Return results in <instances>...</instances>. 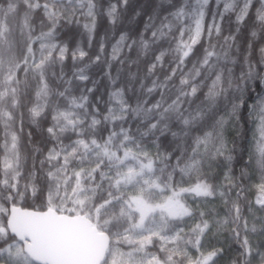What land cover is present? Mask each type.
Listing matches in <instances>:
<instances>
[{
  "label": "snow or ice",
  "instance_id": "obj_1",
  "mask_svg": "<svg viewBox=\"0 0 264 264\" xmlns=\"http://www.w3.org/2000/svg\"><path fill=\"white\" fill-rule=\"evenodd\" d=\"M21 217L84 264H264V0H0V264H49Z\"/></svg>",
  "mask_w": 264,
  "mask_h": 264
},
{
  "label": "water",
  "instance_id": "obj_2",
  "mask_svg": "<svg viewBox=\"0 0 264 264\" xmlns=\"http://www.w3.org/2000/svg\"><path fill=\"white\" fill-rule=\"evenodd\" d=\"M19 220L39 234V258L49 264H84L91 258L93 245L76 225H52L29 217Z\"/></svg>",
  "mask_w": 264,
  "mask_h": 264
},
{
  "label": "trees",
  "instance_id": "obj_3",
  "mask_svg": "<svg viewBox=\"0 0 264 264\" xmlns=\"http://www.w3.org/2000/svg\"><path fill=\"white\" fill-rule=\"evenodd\" d=\"M136 5L133 4V7H135ZM122 20H121V26H127L128 28H131L133 25L129 24L128 21L130 19L131 16V8L129 10H127L126 12L124 10H122ZM84 46H87V39L86 37L84 38ZM93 51H95V47L93 48ZM87 74L89 76H91L92 78H95L98 74H99V68H97L96 66H93L91 69L87 70ZM74 83H76V81H74ZM104 87V82L102 81L101 84L99 85V88H103Z\"/></svg>",
  "mask_w": 264,
  "mask_h": 264
},
{
  "label": "clouds",
  "instance_id": "obj_4",
  "mask_svg": "<svg viewBox=\"0 0 264 264\" xmlns=\"http://www.w3.org/2000/svg\"><path fill=\"white\" fill-rule=\"evenodd\" d=\"M99 44L101 45H106L107 44V37L106 35L105 36H102L101 38L98 39L97 41ZM101 59H103V53L101 54ZM251 103V102H250ZM242 124H247V121H241ZM251 128H252V125L251 124H248L247 126V137L250 139L251 137ZM238 130L239 129V126H238ZM248 157L247 155H245V161H247Z\"/></svg>",
  "mask_w": 264,
  "mask_h": 264
}]
</instances>
